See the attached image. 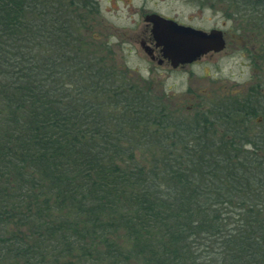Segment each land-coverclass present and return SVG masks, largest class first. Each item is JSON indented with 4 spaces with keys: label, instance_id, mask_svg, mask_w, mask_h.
Masks as SVG:
<instances>
[{
    "label": "trees",
    "instance_id": "1",
    "mask_svg": "<svg viewBox=\"0 0 264 264\" xmlns=\"http://www.w3.org/2000/svg\"><path fill=\"white\" fill-rule=\"evenodd\" d=\"M95 11L0 0V264H264V106L175 116L90 51Z\"/></svg>",
    "mask_w": 264,
    "mask_h": 264
},
{
    "label": "rangeland",
    "instance_id": "2",
    "mask_svg": "<svg viewBox=\"0 0 264 264\" xmlns=\"http://www.w3.org/2000/svg\"><path fill=\"white\" fill-rule=\"evenodd\" d=\"M78 1L81 3V0ZM98 1L99 8L90 6L96 11L89 16L84 32L90 44V51L106 57L109 64L124 71L127 79L129 78L131 83H136L135 85L139 87H143L144 83L143 81L138 82V78L143 80L151 76L152 83L147 82L143 87L151 97L150 101L154 102L155 98H158L157 100H161L162 105L167 106L163 99L168 97L171 103L178 104L180 108L185 109V106L193 103V97H199L204 102L205 97L209 96L213 99L215 96H221V94H227V91L234 90L232 81L238 80L245 68L239 65L243 59L236 55L233 58L230 57L232 49H228L227 53L222 56L203 57L198 65L189 68L191 74L187 75L166 73L165 69L151 65L136 41L144 25L143 16L147 13L156 12L209 30L221 25L220 12L238 13L239 10L234 9V6L232 9L231 7L223 8L219 5L220 0ZM237 16H244V13ZM241 21L245 22L244 18L241 17ZM230 28L231 24L226 23V31L234 33ZM152 68L153 72L150 73ZM260 115H263L262 112L257 111L252 119L253 121L257 118L261 119L257 126L256 123H251L254 131L264 129V119ZM143 156L146 161L153 159L149 158L148 153H144Z\"/></svg>",
    "mask_w": 264,
    "mask_h": 264
},
{
    "label": "flooded vegetation",
    "instance_id": "3",
    "mask_svg": "<svg viewBox=\"0 0 264 264\" xmlns=\"http://www.w3.org/2000/svg\"><path fill=\"white\" fill-rule=\"evenodd\" d=\"M84 1L88 6L99 8L98 0ZM219 3L223 8L231 7L232 9L234 6V9H238L239 12L236 14H226V12L223 11L220 12V18L222 19L221 25L209 30L192 26L189 23H183L178 19L166 17L156 12H150L143 16L144 25L140 31L141 34L136 41H138L141 51L148 57L151 65L165 69L166 73L191 74L189 68L198 65L203 57L212 58L213 56H222L227 53L228 49H232L230 57L233 58L236 55L240 59H243V62L239 65L244 67L245 70L244 72H241L242 76L238 77V80L232 81V85H234L232 89L234 90L227 91V94L224 93L221 94V96H215L213 99L209 96L205 97L204 102H202V99H199V97L194 98L192 95L193 103L185 106V109L180 108V105L178 104L171 103L168 97H165L163 102L167 103V108L169 110L174 111L175 116L192 118L196 114L208 115L210 110L214 111L216 108L221 107L219 106L221 104H237L242 106V108L245 106V109L243 108L242 112L246 115V105L264 106V0H243L239 3L236 2V0H220ZM240 13H244V16L238 17L237 15ZM154 14L175 21L179 25L189 26L194 29L207 32L210 30L220 31V37L223 44L222 49L219 51H210L189 63L179 62L174 57L170 58L165 56L163 53V47L157 45L152 34L153 24L147 20L148 16ZM241 17L244 18L245 22L241 21ZM226 23L231 24L230 30L234 31V33H231V31L229 33L228 30L226 31ZM236 33H238V35H236ZM151 72H153V68L150 69V73ZM141 79L138 78V82L141 81L142 83L143 81L144 85L145 82H151V76L144 78L143 80ZM157 99L158 98H155L154 103L162 105L161 100ZM260 116L263 117V115ZM217 117H219V115L216 113H210V117H208L216 127L219 126L217 120H214V118ZM241 118L246 120L247 115ZM260 120V118L254 120L256 125L260 124Z\"/></svg>",
    "mask_w": 264,
    "mask_h": 264
},
{
    "label": "water",
    "instance_id": "4",
    "mask_svg": "<svg viewBox=\"0 0 264 264\" xmlns=\"http://www.w3.org/2000/svg\"><path fill=\"white\" fill-rule=\"evenodd\" d=\"M147 20L153 24L152 34L157 45L163 47L164 55L179 62L189 63L210 51L222 49L220 31L206 32L179 25L157 14L148 16Z\"/></svg>",
    "mask_w": 264,
    "mask_h": 264
}]
</instances>
